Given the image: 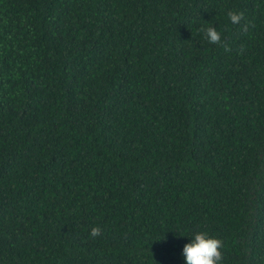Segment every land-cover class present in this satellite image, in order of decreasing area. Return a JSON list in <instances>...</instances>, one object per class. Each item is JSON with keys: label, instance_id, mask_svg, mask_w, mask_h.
<instances>
[{"label": "trees", "instance_id": "trees-1", "mask_svg": "<svg viewBox=\"0 0 264 264\" xmlns=\"http://www.w3.org/2000/svg\"><path fill=\"white\" fill-rule=\"evenodd\" d=\"M201 231L264 264V0H0V264H185Z\"/></svg>", "mask_w": 264, "mask_h": 264}, {"label": "clouds", "instance_id": "clouds-1", "mask_svg": "<svg viewBox=\"0 0 264 264\" xmlns=\"http://www.w3.org/2000/svg\"><path fill=\"white\" fill-rule=\"evenodd\" d=\"M230 22L234 25H238L244 19V13L238 11H229L227 13ZM245 30L247 25L242 26ZM205 34V38L211 44L221 43V33L217 31L216 27L209 26L206 29H202ZM225 51H230L227 45H224ZM101 228L96 226L90 231L92 237L101 235ZM223 247V241L221 239L210 237L207 232H197L190 243H187L183 247V256L185 264H220L222 260L221 248Z\"/></svg>", "mask_w": 264, "mask_h": 264}]
</instances>
